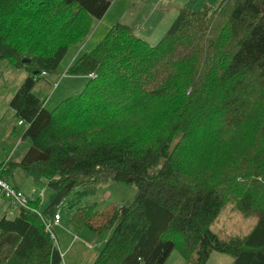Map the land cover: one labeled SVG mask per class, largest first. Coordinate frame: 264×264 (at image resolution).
<instances>
[{"label": "trees", "instance_id": "trees-1", "mask_svg": "<svg viewBox=\"0 0 264 264\" xmlns=\"http://www.w3.org/2000/svg\"><path fill=\"white\" fill-rule=\"evenodd\" d=\"M113 1L0 0V62L27 71L9 107L30 142L0 177L54 190L42 212L38 194L0 218V264H62L45 221L63 205L77 231L110 232L91 264H166L174 248L195 264L212 251L264 264V0L182 7L156 44L112 25L66 71L95 76L47 109L34 86ZM123 177L137 186L133 202L81 205ZM230 202L257 218L244 237L210 229Z\"/></svg>", "mask_w": 264, "mask_h": 264}, {"label": "rangeland", "instance_id": "rangeland-1", "mask_svg": "<svg viewBox=\"0 0 264 264\" xmlns=\"http://www.w3.org/2000/svg\"><path fill=\"white\" fill-rule=\"evenodd\" d=\"M130 2L131 8L129 9L128 15L126 13H123L122 15V22L129 23V18L135 13H139L138 10L143 9L144 16L150 15L151 18L143 17L145 19H148V24L153 21L151 19L156 16H159V8L162 7H169L172 3H177L180 1L185 0H127ZM188 1V0H187ZM205 0H192L191 2L195 3H189L190 5L193 4L194 10L199 7L200 2ZM208 2V0H206ZM221 0H209L210 5H217ZM214 3V4H213ZM202 4V3H201ZM159 5V7H156ZM152 8V10H151ZM111 16L107 17L104 21L97 20V26L95 29V25L93 24V30L90 31L89 36H87L84 39V42L81 44L71 45L68 49V51L65 54V58L60 61V64L58 65V69L65 70L69 62L71 61L74 56H78V54H82L86 51H91L93 47H95L99 42L103 41L104 36L106 35L107 31L111 29L112 25H116L115 22L117 16H121L120 13H117L115 9L112 8L110 11ZM148 15V16H149ZM160 18V16H159ZM158 18V19H159ZM156 20V22L158 21ZM165 20V22H164ZM170 15H167L163 18V22L165 24V27L163 30L170 29ZM99 21V22H98ZM110 21V25L108 26L106 22ZM173 21V19H172ZM171 21V22H172ZM156 22L153 23L156 25ZM170 23V24H169ZM148 24H146V29H148ZM162 21L157 24L156 29L154 30V35L152 37L155 42H159L161 39V36L166 32L163 30H159L161 28ZM95 29V31H94ZM159 30V31H158ZM93 31L95 32L94 36H91ZM164 32V33H163ZM160 38L158 41L157 39ZM142 39V38H141ZM145 39V38H143ZM75 54V55H74ZM2 63V62H1ZM0 63V158H3L7 153H9L11 150L15 151L16 154L21 152H27L29 147V140L24 138L22 136L24 129L27 127L26 124L18 123L17 117L12 115V110L9 107V96L7 95L10 87L12 88L15 86L19 80L20 72L22 71L23 74H27V71L22 70V68H16L9 66L10 70H6L4 73L3 68L1 66L3 64ZM5 63V62H3ZM15 73L14 75L11 74ZM3 73V75H1ZM11 74V79L8 78V76ZM6 76V77H5ZM49 78V77H48ZM82 78L79 77L76 79V77L68 76L66 79L63 76H60L58 78H55L53 83L47 82L45 79L39 80L37 82L36 86H34L33 91L37 96L41 97L42 99H46V108L53 110L54 106L61 100L66 99L67 96L70 94H73L74 92H79L81 88L84 85ZM11 80V81H10ZM12 82V84H11ZM22 83V82H21ZM20 83V84H21ZM20 87V86H19ZM43 87V89H42ZM15 91L13 92V94ZM13 98V95L10 96ZM48 102V103H47ZM6 127H8L7 133ZM11 149V150H10ZM15 154V155H16ZM137 186L133 185L130 178H120L115 181H111L108 185H102V187L97 190V192L93 195H90L86 198H84V202L81 204L82 206L87 204H95L96 210H101L105 208H111L112 206H124L128 205L134 200V195L136 193ZM40 191L36 192L37 195L40 196V205L39 209L41 212L45 209L46 205L49 204V200L51 196L53 195L54 190L52 188H49L48 186H44V190L41 191L40 187L38 188ZM72 196V193L70 194V197ZM69 201V200H68ZM59 213L63 216L62 223L69 228V230L73 231V233L80 234L78 240L76 243L73 244L72 249L69 252L66 253L65 260L68 262V264H91L93 260L95 259V256L99 254V250L102 247L104 241V237L109 236L110 232L103 231L99 235H95L90 228L85 227L84 229H81L80 232L76 230L75 227L71 226L69 224V220L72 217L73 209H68L66 205H63L59 209ZM257 224V218L253 215L250 216H243L239 210H237L233 203L230 202L227 205L224 206L222 211L217 216V219L215 220V223H213L210 226V229L217 235H219L221 238H231L232 236H241L244 237V235L248 234V232L253 228V226ZM53 232L59 237L58 232L60 231L55 226L53 227ZM70 231V232H71ZM85 233H89L90 236L93 237L94 242L97 246L96 249H93L92 247L86 245V243H90L93 245L94 242H91L88 238V236H84ZM72 234V233H71ZM85 237V239H84ZM97 240V241H96ZM58 241L62 240L59 237ZM66 244H69V240L65 238ZM63 244V247L65 246ZM90 248V249H88ZM64 263V257L62 258ZM234 257L229 256L226 253L222 252H215L212 251L207 259L206 264H233ZM166 264H195L194 262V255H192V258H185L181 255V252L179 249L174 248V251L170 253L168 259L166 260Z\"/></svg>", "mask_w": 264, "mask_h": 264}, {"label": "crops", "instance_id": "crops-1", "mask_svg": "<svg viewBox=\"0 0 264 264\" xmlns=\"http://www.w3.org/2000/svg\"><path fill=\"white\" fill-rule=\"evenodd\" d=\"M159 1H161L162 2V0H159ZM164 1V0H163ZM192 0H185V1H182V3H180V1H178L177 3H172V4H170L169 5V7H162V8H159V11H160V13H159V16H160V18H159V16H156L155 18L153 17L152 19H151V21H153V23H155L156 22V20L158 19V21L156 22V25H154L153 23H149L148 24V19H145V18H143V17H148V18H151V13H150V15L148 16V15H146V16H144V14H143V9H139L138 10V12L139 13H135V14H133L132 16H130V18H129V23H127V22H122L123 20H121L122 18V15H123V13H126L127 15H128V12H129V9L131 8V5H130V2L129 1H127V0H115V1H113L112 2V4H110V6H109V8H108V10L106 11V13H105V15H104V17L101 19L102 21H104L107 17H110L111 16V13H110V11L112 10V8L113 9H115V11H117V13H120L121 14V16H117L116 17V20H115V22H118V20H120L119 22H122V23H125V24H127V26H131L132 28H133V31H134V33L137 35V36H139V37H141L142 39L143 38H145L146 40H148L149 41V43H151V44H156L157 42H155V40H153L152 39V37H153V35H154V30L156 29V26H157V24L158 23H160L161 21H162V26H161V28H159V30H163L164 29V27H165V24H164V22H165V20H164V22H163V18L165 17V16H167V15H170V20H169V22L170 23H172L171 21H172V19H174L175 18V16L178 14V10H180V9H182V7H191V8H193L194 9V7H195V3H193V2H191ZM206 2V4H208L209 3V0H208V2L205 0V1H202V2H200V4H199V6L201 5V3H205ZM189 3H193V4H195L194 6H193V4H189ZM214 4V3H213ZM156 7H159V5H157ZM151 10H152V8H151ZM99 22V21H98ZM95 23H96V21H94V25H95ZM107 23V25L109 26L110 24L109 23H111L110 21H108V22H106ZM169 23V24H170ZM116 24V23H115ZM146 24H148V29H146ZM171 25V24H170ZM96 26H97V23H96V25H95V29H96ZM95 29H94V31H95ZM169 29V28H168ZM158 30V31H159ZM93 31V33H92V35L91 36H94V34H95V32ZM163 31H166V30H163ZM164 33V32H163ZM155 36V35H154ZM160 38H158L157 39V41L159 40ZM75 55V54H74ZM80 54H78V56H79ZM78 56H74V58H72L71 59V61L69 62V64L67 65V67H66V69L65 70H63V69H61L60 70V72H58V73H55V74H53L52 76H48L47 77V79H45L47 82H50V83H53L54 82V80H55V78H58V77H60V76H63L65 79L68 77V76H71V75H67L66 74V71L68 70V66L71 64V62L74 60V59H77L78 58ZM1 63V62H0ZM1 64H3L2 66H1V68H3V71H4V73L6 72V70H8V71H12V70H10V68H9V66H11V67H13L12 65H9V63H7V62H5V63H1ZM18 69V68H17ZM20 69V68H19ZM21 74H20V77H19V80H18V82H17V84L15 85V86H13L12 88L10 87V90H9V92H8V96H9V100H11L12 99V97H10V96H12L13 95V92L14 91H16V89L22 84L21 82L22 81H24V79H25V77H26V73L25 74H23L22 73V71H19ZM11 74H15V73H12L11 72ZM9 75L8 76V74L6 75V76H8V78L9 79H11L12 80V78H11V76L12 75ZM1 75H3V73L1 74ZM5 76V77H6ZM73 77H76V76H73ZM79 77H81L82 79V82H83V84L81 83L80 85H85L86 83H87V80H88V78H89V76H79ZM79 77H76V79L77 78H79ZM10 80V81H11ZM21 83V84H20ZM11 84H12V82H11ZM13 85V84H12ZM42 89H43V87H42ZM34 92V91H33ZM37 95V94H36ZM39 97V96H38ZM40 98V97H39ZM46 102V101H45ZM48 103V102H47ZM9 105V104H8ZM45 106H46V104H45ZM11 109V108H10ZM12 115L14 116V111L12 110ZM18 123H21V124H25L24 122H21V121H19L18 120ZM8 127H6V130H7V133H10L11 131H9L8 132V129H7ZM29 148V147H28ZM11 150V149H10ZM28 151V150H27ZM26 153V152H25ZM16 152L15 151H13V150H11L9 153H7L3 158H0V161L2 162L3 160H5V159H8V158H12L13 160H20L21 158H22V156L24 155V152H21V153H18V154H16ZM18 176V179H17V181H19V182H22V187H21V189L23 190V191H25L26 193H28V194H31V192H33V197H35V196H37V193L36 192H38V191H40L38 188L40 187V185H37V184H33L32 182H31V180L30 179H27L26 177H24V176H20L19 174L17 175ZM40 189H41V191L42 190H44V188H42V187H40ZM14 214H15V209H13L12 207H10V204L7 202V200L6 199H2L1 197H0V218L2 217H5V216H7V217H14ZM60 214V213H59ZM61 215V214H60ZM62 218H63V216L61 215V217H60V219H59V223H58V225H53L52 226V228L55 226L57 229H59L60 231L58 232V234H59V237L61 238V240H62V243H61V241H58V236L55 234V232H53L54 233V236H55V241H57V247H58V250H60V252H61V254H63V257H64V260H65V257L67 256L66 255V253L67 252H69L71 249H72V247H73V244L74 243H76L77 242V240H78V238H79V236H80V234H78V233H73V231H71V230H69V228L68 227H66L63 223H62ZM71 231V232H70ZM79 232H80V230H78ZM72 233V234H71ZM84 236H88V238H89V240L91 241V242H94V240L95 239H93V237L92 236H90L89 235V233H85V235ZM65 238H67L68 240H69V244H67V245H65L66 244V241H65ZM84 239H85V237H84ZM86 240V239H85ZM97 241V240H96ZM104 241H106V237H104ZM63 244L65 245L64 247H63ZM86 245H88V246H90V247H92L93 249H96L97 248V246H96V244H95V242L93 243V245H91L90 243H86ZM88 249H90V248H88ZM66 252V253H65ZM62 257V258H63ZM62 262H63V259H62ZM64 263L65 264H68V262L65 260L64 261Z\"/></svg>", "mask_w": 264, "mask_h": 264}, {"label": "built area", "instance_id": "built-area-1", "mask_svg": "<svg viewBox=\"0 0 264 264\" xmlns=\"http://www.w3.org/2000/svg\"><path fill=\"white\" fill-rule=\"evenodd\" d=\"M45 75H46V72H41L40 74V76H45ZM93 76H95L93 73L89 75L90 78H92ZM33 192H31V194H28L21 189L16 190L8 181H6V179H3L0 177V197L2 199H6L7 202L10 204V207L14 209H18V207L29 206L31 200L34 198ZM37 212L38 214L40 213V211H37ZM60 217L61 215L59 214V211H58L54 218H52L49 221H45V228L47 232L50 234V236L54 239H55V236L53 233L54 230L52 226L54 224L58 225Z\"/></svg>", "mask_w": 264, "mask_h": 264}, {"label": "water", "instance_id": "water-1", "mask_svg": "<svg viewBox=\"0 0 264 264\" xmlns=\"http://www.w3.org/2000/svg\"><path fill=\"white\" fill-rule=\"evenodd\" d=\"M26 60H28V59L23 60V62H25Z\"/></svg>", "mask_w": 264, "mask_h": 264}]
</instances>
